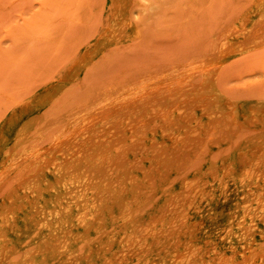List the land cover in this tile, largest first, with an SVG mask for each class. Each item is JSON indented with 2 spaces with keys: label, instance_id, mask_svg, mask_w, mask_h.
Masks as SVG:
<instances>
[{
  "label": "rangeland",
  "instance_id": "rangeland-1",
  "mask_svg": "<svg viewBox=\"0 0 264 264\" xmlns=\"http://www.w3.org/2000/svg\"><path fill=\"white\" fill-rule=\"evenodd\" d=\"M138 113L137 142L172 162L132 159L154 183L122 193V207H141L133 224L117 202L87 227L67 213L75 263L264 264V0H0V240L13 264L67 261L35 215L66 201L59 151Z\"/></svg>",
  "mask_w": 264,
  "mask_h": 264
},
{
  "label": "bare ground",
  "instance_id": "bare-ground-1",
  "mask_svg": "<svg viewBox=\"0 0 264 264\" xmlns=\"http://www.w3.org/2000/svg\"><path fill=\"white\" fill-rule=\"evenodd\" d=\"M207 85H211L214 87L213 78H210L207 80ZM199 103H200V105L203 106V108H204L203 111L207 112V109H206L207 105L205 104L204 99L200 98ZM108 106L109 105H107V107ZM114 106H115V104H114ZM117 107H118V104H117ZM110 108H111V106H110ZM129 108H130V106H129ZM105 109H106V106H105ZM105 109H104V111H105ZM117 110H119V109H117ZM122 110H124V109H122ZM107 111H108V109H107ZM124 111H127L126 108ZM109 112H111L110 109H109ZM137 112H139V111L137 110ZM112 113H114V112H112ZM128 113H129V111H128ZM82 115L80 116L81 118L87 117V116L89 117V115H85V114H82ZM116 115H118V114H116ZM120 115L121 114H119V116H117V117L115 116L116 118H114V117L112 118L113 121H115V122H113V124H108V125L106 124V126H105L106 131L103 130V131H105V133L100 134L96 130L99 134L97 136H89V137L86 135L87 137L86 136H85L86 138L84 137L85 138V140L83 141L84 143H82V142L80 143L76 139H74L73 142L68 141L69 143H66L67 149L66 150L63 149V151H59L60 153L58 152L59 157L61 158L62 162L56 166V168H55L56 172L55 173L58 174V178H57L58 184L57 185L60 189L59 190L61 193L60 196H62V198L65 199L66 201L62 202L61 200H59L60 206L58 207V211L54 215V218H51V219L47 218V215H46V212H45V209L43 206L40 207L41 209H38L40 211L35 213V215H37L39 218L38 219L39 225H45V227L49 226L50 233H49V239L47 240L48 243L49 242H56L57 243V241H58L60 243V245L63 244L62 246H60L61 249L56 251L57 254L63 255L67 258V261H65L63 264H76L74 260H75V257H77V255H78V253L75 250H70V249L65 248L66 245H64V244H66V243L64 242V240H66L68 238V234H67V231L65 229H63L62 227L59 226V224L61 222H68L69 221L67 213L72 212V210H75L76 214L78 216V221L81 222L83 226L87 227L88 222L95 219L96 216H99L100 213H102L104 211L103 209L108 207L110 204H115L117 202L119 204L121 203L120 207L125 206V204H123V197H122V193L124 191L139 190L142 187H144L145 182L148 185L154 184L153 182H151L149 180L146 181L147 180V174L145 172L146 170L141 165L136 164L135 162H137V160H132L133 158H135V159L138 158L141 160H143V159H149V160L156 159L161 163L159 165L163 166L161 168H165V170L167 168L169 169V167L166 165H167V162L169 160H171V159H169L171 157L169 156V153L167 151H165L164 148H162V147L160 148L159 145H157V147L155 145L144 146L140 142H137L138 138L144 137V136H142L141 131H140L141 121L139 122V120H141V118H142L141 116H143V114L139 115V113H138V116H134V117L128 116L127 119H126L125 115H122V116H120ZM104 119H106V118H104ZM76 120H78V119H76ZM76 120H75V122H76ZM81 120H83V118ZM85 120L86 119H84V121ZM97 120H98V118H97ZM87 121H90V120L87 119L85 121V123H84L85 126L87 123H89ZM90 123L93 124L92 122H90ZM91 124H90V126H91ZM142 124H144V122ZM84 125L81 128H84L85 127ZM76 127H79V124H77ZM100 128H99V131L101 130ZM142 128L145 129L146 127L145 128L142 127ZM94 129L95 128H93V130ZM143 129H141V130L143 131ZM76 130L77 129L75 128V131ZM72 131H74V128H72ZM83 131H85V130L83 129ZM69 132L71 133V130ZM81 133L82 132H80V136H81ZM84 133L85 132H83V134ZM89 133H90V131H89ZM93 133H95V132H93ZM65 134L61 138H65L67 136ZM143 134H144V132H143ZM74 135L75 134H73L71 136H74ZM68 136H69V133H68ZM194 136H196V135H194ZM58 138H59V136H58ZM58 138H57V141L59 140ZM69 138H67V139L70 140ZM72 139H73V137H72ZM61 141H60V143H63V141L62 142ZM186 143H187V141H186ZM177 144H179V142H177ZM162 145L164 146L165 144H162ZM183 145H184V143H183ZM57 146H60V145H57ZM64 146H65V144L63 145V147ZM17 152H18V150H17ZM14 154L17 155L16 152H14ZM260 154L262 155V153H260ZM257 157H259V156H257ZM13 158L15 159L14 156H13ZM130 158H131V161H129ZM11 159H12V157H11ZM173 159H175V158H173ZM245 159L246 158H244V160ZM171 162H172V160H171ZM259 163H261V162H259ZM12 164H14V163L12 162L11 165ZM253 165H255V164H253ZM246 167H247V165H246ZM139 171H140V174H139ZM245 171H248V170H245ZM261 195H263V194H261ZM181 196H183V195H181ZM175 197H177V195ZM179 198L181 200V197H179ZM133 199H135V198H133ZM27 203H29V202H27ZM122 208H124V207H122ZM140 208L141 207L136 208V209L128 208V205L126 206V208H124L125 214H128V217H126V220H125V221H128V224H133V222L135 221V218H136L137 210ZM255 210L256 211L263 210V212H264V201L261 199V197H259V199L257 201ZM30 217H33V216H30ZM260 218L264 219V217H262V214H261ZM49 220H51L52 222L50 221L51 223H49ZM250 220L252 221L251 222L252 224L247 223L248 219H244L240 222L239 236H240L241 240H244L248 236L254 234L253 230H254V228L256 229V227L251 228L250 225L256 224L255 215H251ZM52 223H54L55 226H51ZM158 223H159V221L157 219L152 220L153 225H157ZM30 224H32V223H30ZM136 224H139V223L136 222ZM37 227H39V226H37ZM127 233L128 232H125V234H127ZM1 238L2 239L0 240V264H13V262L15 260H17L19 257L18 250H17V248L9 247L7 244L5 245V242L7 241V235L5 234V232H3V234H1ZM89 242H91V241H89ZM240 243H241V241H240ZM52 244H54V243H52ZM106 245L107 246L105 247L104 250L108 253L111 249L110 248L111 244L107 243ZM45 246L46 245H44V247ZM86 246H87V243H86ZM56 247H58V245ZM248 247H249V245H248ZM90 248L92 249V248H94V246L91 245ZM232 248L236 252V248L234 245L232 246ZM53 249H54V247H53ZM253 249H255V248H253ZM253 249H252V251H253ZM259 251L261 252V250H259ZM39 252H40V250H39ZM249 252H251V251H249ZM88 253H90V250ZM241 255H242V253H241ZM80 256H81V254H80ZM86 256H87V253H86ZM229 257H231V256H229ZM231 258H229V259H231ZM85 259H86V257H85ZM256 259H259V258H256ZM225 260H226V258L220 259L218 262L220 264H227V261H225ZM261 260H263V259H261ZM46 261H47V259H46ZM242 261H244V260H242ZM251 263L252 262H250V264ZM22 264H25V262ZM43 264H45V263H43ZM235 264H237V263H235Z\"/></svg>",
  "mask_w": 264,
  "mask_h": 264
}]
</instances>
